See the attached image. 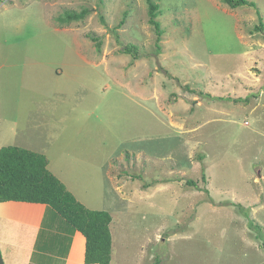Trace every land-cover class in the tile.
<instances>
[{
	"label": "rangeland",
	"instance_id": "1",
	"mask_svg": "<svg viewBox=\"0 0 264 264\" xmlns=\"http://www.w3.org/2000/svg\"><path fill=\"white\" fill-rule=\"evenodd\" d=\"M155 1L160 42L147 0L2 2L0 149L112 214L111 264H264V0Z\"/></svg>",
	"mask_w": 264,
	"mask_h": 264
},
{
	"label": "trees",
	"instance_id": "2",
	"mask_svg": "<svg viewBox=\"0 0 264 264\" xmlns=\"http://www.w3.org/2000/svg\"><path fill=\"white\" fill-rule=\"evenodd\" d=\"M5 0H0V4ZM149 9V22L155 27L157 41L160 42L163 30L157 19L160 14V4L155 0H147ZM231 8L240 6H252L257 8L252 0H223ZM259 12V11H258ZM89 13L88 8L81 11L66 10L58 17L61 23H70L85 18ZM257 30H264L262 18ZM98 51L102 48V38L94 36ZM158 48L159 44H158ZM125 53L139 58L138 47L128 44L124 48ZM201 95L212 96L210 93L200 91ZM230 99V98H229ZM235 102L248 101V98H233ZM48 158L44 153L36 152L20 146H3L0 149V202L24 201L47 204L52 207L75 230L81 232L86 238L85 262L88 264H111L113 238L110 225L112 214L107 210L88 208L77 199L66 184L51 172L48 168ZM203 179L205 176L203 175ZM191 185H197L193 180ZM252 221L250 227L259 229V236L264 245V233L260 223ZM255 230V229H254ZM0 264H4L0 251ZM154 264H160L156 259Z\"/></svg>",
	"mask_w": 264,
	"mask_h": 264
},
{
	"label": "crops",
	"instance_id": "3",
	"mask_svg": "<svg viewBox=\"0 0 264 264\" xmlns=\"http://www.w3.org/2000/svg\"><path fill=\"white\" fill-rule=\"evenodd\" d=\"M85 250L84 235L49 205L0 202V251L4 264H88Z\"/></svg>",
	"mask_w": 264,
	"mask_h": 264
}]
</instances>
